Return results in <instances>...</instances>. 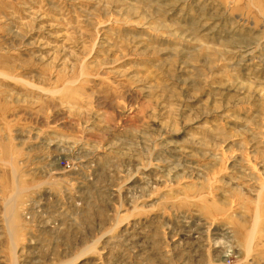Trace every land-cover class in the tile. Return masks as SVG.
I'll return each instance as SVG.
<instances>
[{
  "label": "rangeland",
  "instance_id": "rangeland-1",
  "mask_svg": "<svg viewBox=\"0 0 264 264\" xmlns=\"http://www.w3.org/2000/svg\"><path fill=\"white\" fill-rule=\"evenodd\" d=\"M0 264H264V0H0Z\"/></svg>",
  "mask_w": 264,
  "mask_h": 264
}]
</instances>
